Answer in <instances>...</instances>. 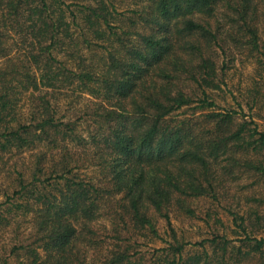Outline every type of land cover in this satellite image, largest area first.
Wrapping results in <instances>:
<instances>
[{"label": "trees", "instance_id": "16d2710c", "mask_svg": "<svg viewBox=\"0 0 264 264\" xmlns=\"http://www.w3.org/2000/svg\"><path fill=\"white\" fill-rule=\"evenodd\" d=\"M140 1L118 12L112 0H0V173L14 175L0 229L15 240L1 264H148L147 238L166 244L150 264H264V239L242 216L230 212L247 235L237 247L219 234L192 244L172 224L207 222L193 202L217 200L238 174L264 177V133L241 103L220 108L211 95L248 60L257 79L245 107L264 120V0ZM10 32L24 34L22 54ZM95 49L100 62L87 57ZM64 90L95 102L69 118ZM23 155L30 166L15 167ZM102 219L104 246L93 230ZM81 240L100 257L87 262Z\"/></svg>", "mask_w": 264, "mask_h": 264}, {"label": "rangeland", "instance_id": "374dc122", "mask_svg": "<svg viewBox=\"0 0 264 264\" xmlns=\"http://www.w3.org/2000/svg\"><path fill=\"white\" fill-rule=\"evenodd\" d=\"M112 2L118 12H123L129 9H137L140 7V4H142L140 0H112ZM2 23L3 22L1 21L0 17V29H3ZM260 33L261 38L264 41V30L261 29ZM10 35L11 38L9 39V44L13 47L12 54H22L25 47V45L21 44L22 40L24 39V34L10 32ZM261 50L264 52V48H261ZM100 53L101 52L99 50H96L87 54V57L90 59L93 57V62H100ZM2 61L3 60L0 59V64ZM255 79H257V75L253 69V65L249 63L248 60H245L242 63L235 64L233 68L227 71L225 77L227 87L221 86V89L211 93V95L220 108L237 109L234 99L241 103L244 113L247 115L245 120L250 121L253 119V121H255L257 124L258 131L264 133V120L256 116L254 112L249 115V111L245 107V102L250 95V87L253 85V81ZM58 98L61 110L60 113L69 116V118H74L75 113L87 105L92 107L95 102L89 96L79 98L77 93H73L68 90L62 91ZM238 119L241 121L240 118ZM86 132V126L82 125V131L80 132L81 135L86 136ZM4 163L5 161L0 162V169L4 168ZM13 164L18 168H20L22 164L24 167H29L31 164V159H29L28 155H23L21 159L15 158ZM8 167L9 165H5L4 169L6 170ZM78 173L81 177L85 178L93 179L94 177H97L96 170L92 168L80 167ZM13 176L14 175L11 173L6 174L4 170H1L0 191L4 189H11V179ZM1 200L2 198L0 197V201ZM192 207L195 209L196 213L207 222H204L203 220L196 221L189 219H172L173 226L176 228L179 235H183L185 241L194 244L212 238L213 234H219L231 240L235 247L240 246L242 244L241 241H243L247 235H245L241 229L236 227L230 212L237 214L238 217L242 216L244 218L243 225L246 227L249 237L256 238L257 240L264 239V177L259 178V176H256L253 173L250 174L248 172L238 174L236 179L232 180L231 183L228 182V187L225 189V191H220L217 200H197L193 202ZM256 215H258V220H256ZM19 221L20 229L15 232L21 238L28 233L30 226L27 220L22 221L20 219ZM110 223L111 222L102 219L98 224L93 226V230H95V232L98 234V240L104 241L102 242V244L104 243L103 246L106 242L112 243L108 230L110 228ZM239 223L240 222L238 221L237 224ZM156 226L160 235L165 240H167L168 237L165 234V222L159 219L156 223ZM12 232L13 231H11L10 228L7 230L0 229V248L2 249V247H5L6 250V253L0 250V255H3L4 253V256L7 255L11 243L15 241L14 233ZM77 246L78 249L83 250L84 257H87V262H91L100 257V252H98L100 251L98 250L99 248L95 250L94 247L91 248L90 246H86L84 240L79 241ZM164 246H166L165 243L155 239L150 240L147 238L145 240H141L139 249L143 252L146 263L150 264L151 257H153L152 254H160L157 249H161ZM187 249L196 251L198 246H188ZM262 249L264 250V247ZM258 256L259 254L255 255V260L258 259ZM8 264H16L15 259L12 257Z\"/></svg>", "mask_w": 264, "mask_h": 264}]
</instances>
